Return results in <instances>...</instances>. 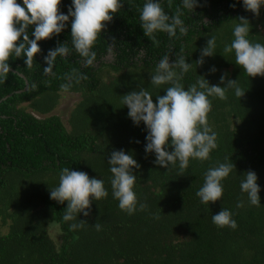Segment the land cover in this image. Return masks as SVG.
<instances>
[{
    "label": "trees",
    "instance_id": "16d2710c",
    "mask_svg": "<svg viewBox=\"0 0 264 264\" xmlns=\"http://www.w3.org/2000/svg\"><path fill=\"white\" fill-rule=\"evenodd\" d=\"M122 2L94 45V66L82 64L69 24L59 36L40 42L42 51L31 66L25 57L13 56L10 71L0 78V264H264V76L249 77L235 64L234 53H223L241 16L250 21L247 38L264 44V8L256 16L242 4L232 7L236 0H200L193 13L182 0H162L164 10L179 14L188 31L176 37L158 32L153 40L140 27L144 0ZM70 4L62 0L61 11L67 13ZM212 37L216 55L199 66L201 49ZM58 43H66L70 52L45 73L44 57ZM164 56L191 63L180 81L185 88L201 76L219 84L227 73L246 92L241 99L233 89L227 90V100L210 98L207 120L217 148L208 160H190L184 170L178 163L169 169L154 163L155 154L145 152V125L136 126L122 103L132 91L147 90L154 100L164 94L171 85L151 83ZM213 66L218 71L210 74ZM69 82L64 91L61 85ZM68 93L80 97L66 122L56 111ZM120 149L139 164L134 190L146 207L138 206L133 215L111 194L107 158ZM225 162L234 167L223 181L221 201L202 204L196 193L205 173ZM65 167L105 182L109 195L93 201L88 217L65 221L67 204L50 199ZM249 170L259 177V207L248 204L240 190ZM241 200L244 207H237ZM222 208L232 213L235 229L213 224V214ZM72 223L83 226L73 229Z\"/></svg>",
    "mask_w": 264,
    "mask_h": 264
},
{
    "label": "clouds",
    "instance_id": "9594fccd",
    "mask_svg": "<svg viewBox=\"0 0 264 264\" xmlns=\"http://www.w3.org/2000/svg\"><path fill=\"white\" fill-rule=\"evenodd\" d=\"M62 0H0V78L5 77L11 69L10 59L25 57V63L32 65L37 54L41 53L40 42L59 36L69 24L71 27V44L81 57L85 67L94 66L96 52L93 51L100 34L105 30L114 14L123 7L122 0H71L67 13L61 11ZM183 8L195 13L201 6L200 0H182ZM242 4L245 11L260 15L264 8V0H236L232 7ZM233 29L234 39L225 45V55L234 53L235 64L251 78L264 76V44L252 43L247 37L250 32V21L241 16ZM140 27L146 37L155 39L158 32L176 37L177 32L187 34V27L179 14L169 15L162 7V0H144L140 11ZM31 29V31H29ZM70 49L66 43L50 49L44 57L45 73H52L58 56L65 57ZM216 55V39L209 38L201 49L199 66L205 64L207 57ZM183 56L172 61L164 56L151 77L154 86L165 84L163 95L153 99L147 90L132 91L122 96L124 107L128 108V117L136 126L143 123L147 130L145 152L155 154L154 163L162 168L176 167L187 169L190 160L205 161L217 148V134L208 125L207 115L211 110V97L227 100V90L233 89L237 98L245 96L239 87L238 80L221 75L219 84H211L205 77L196 84L185 88L181 83L184 74L191 70ZM179 69V72L176 71ZM218 69H209L214 74ZM71 82L61 85L64 91L69 90ZM111 172L112 196L119 208L129 215L143 210L146 205L139 204L135 192L136 175L134 169L139 168L136 159L127 151L114 150L107 158ZM234 165L219 163L209 168L204 175L203 186L196 195L202 204H214L221 201L224 195L223 181L230 176ZM255 171L243 174L240 190L247 196L251 206L261 205V187ZM109 195L103 179L90 177L87 172L76 171L65 167L59 174V184L50 189V199L61 205L67 204L65 221H75L77 216L91 215L93 201H99ZM244 207V201L237 203ZM212 222L218 228L237 227L232 213L222 210L212 216ZM73 229L82 227V223H72ZM100 230V225H95Z\"/></svg>",
    "mask_w": 264,
    "mask_h": 264
},
{
    "label": "rangeland",
    "instance_id": "374dc122",
    "mask_svg": "<svg viewBox=\"0 0 264 264\" xmlns=\"http://www.w3.org/2000/svg\"><path fill=\"white\" fill-rule=\"evenodd\" d=\"M79 97L80 96L78 94L74 93H68L63 96L61 105L59 106L56 112L60 114L66 122L68 121V118L70 116L71 108L75 105ZM54 224L56 223L51 224V228L54 226ZM53 234L58 237L59 231L57 226L54 227Z\"/></svg>",
    "mask_w": 264,
    "mask_h": 264
},
{
    "label": "water",
    "instance_id": "95a60500",
    "mask_svg": "<svg viewBox=\"0 0 264 264\" xmlns=\"http://www.w3.org/2000/svg\"><path fill=\"white\" fill-rule=\"evenodd\" d=\"M22 76L25 77V75H23V74H22ZM25 78H26V77H25ZM26 79H27V78H26ZM28 87H29V82L27 81V88H26V89H28Z\"/></svg>",
    "mask_w": 264,
    "mask_h": 264
}]
</instances>
